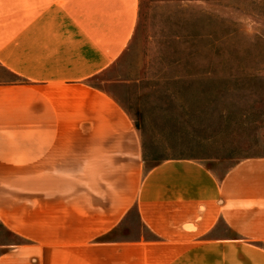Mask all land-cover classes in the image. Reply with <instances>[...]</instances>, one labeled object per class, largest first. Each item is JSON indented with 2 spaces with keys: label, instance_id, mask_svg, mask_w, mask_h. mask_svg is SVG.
<instances>
[{
  "label": "crops",
  "instance_id": "1",
  "mask_svg": "<svg viewBox=\"0 0 264 264\" xmlns=\"http://www.w3.org/2000/svg\"><path fill=\"white\" fill-rule=\"evenodd\" d=\"M139 0H0V264H264V156L146 168L133 116L94 85ZM136 211L135 221L131 217Z\"/></svg>",
  "mask_w": 264,
  "mask_h": 264
},
{
  "label": "rangeland",
  "instance_id": "2",
  "mask_svg": "<svg viewBox=\"0 0 264 264\" xmlns=\"http://www.w3.org/2000/svg\"><path fill=\"white\" fill-rule=\"evenodd\" d=\"M94 85L135 119L146 168L191 157L222 174L264 156V0H139L129 46ZM23 243L0 224V254Z\"/></svg>",
  "mask_w": 264,
  "mask_h": 264
}]
</instances>
